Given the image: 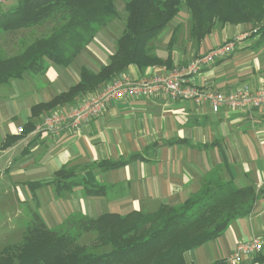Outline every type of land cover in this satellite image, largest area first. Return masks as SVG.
<instances>
[{"label": "crops", "instance_id": "1", "mask_svg": "<svg viewBox=\"0 0 264 264\" xmlns=\"http://www.w3.org/2000/svg\"><path fill=\"white\" fill-rule=\"evenodd\" d=\"M11 1H6L7 7L14 3ZM219 30H213L200 41L194 58L230 39L233 49L194 74L191 77L194 85L221 92L242 84L252 89L264 87V45L248 38L250 34L243 25L237 28L226 24ZM93 41L81 50L82 57ZM103 50L107 51L105 47ZM112 53L108 50L104 56L96 54L101 57L99 65L89 69L96 72ZM178 58L172 55L171 68L153 65L140 72L129 65L118 78L135 80L160 73L163 67L181 69L184 66L175 61ZM71 65L62 67L48 61L41 78L56 85L63 71L65 86L70 87L79 80L80 68L84 66L80 65L78 70ZM23 76L17 79L23 80ZM22 92L27 94L28 90ZM48 100L32 103L26 97L18 101L0 96V105L7 109L0 114V195L16 192L18 200L33 207L47 227H58L72 214L95 218L104 213L153 211L160 204L176 205L194 194L208 174L217 171L223 180L231 179L236 187L253 189L257 200L248 215L232 220L221 235L186 251L185 261L211 264L225 260L238 242L264 237V106L249 111L221 109L214 113L207 104L172 100L163 94L127 97L111 100L104 111L77 131L64 128L59 133H44L36 128L50 111L34 117L30 110L34 104ZM70 107L66 105L63 109ZM57 108L62 107L54 109ZM30 122L32 127L28 128ZM19 127L23 129L21 133ZM134 153H140L142 158L106 171L96 166L98 161L128 158ZM63 166L75 168L77 173L78 185L71 191L58 194L51 183L30 190L29 182H48ZM89 175L106 186L104 195L84 193L81 178ZM254 255L262 256V261L243 260L239 264H264V248Z\"/></svg>", "mask_w": 264, "mask_h": 264}, {"label": "trees", "instance_id": "2", "mask_svg": "<svg viewBox=\"0 0 264 264\" xmlns=\"http://www.w3.org/2000/svg\"><path fill=\"white\" fill-rule=\"evenodd\" d=\"M115 1L14 0L11 6L4 7L0 12V31L52 26L24 45L21 42L16 53H0V84L25 73L43 74L48 61L67 67L93 41L98 30L116 16ZM183 1L192 14L189 36L196 45L213 31L215 23L224 26L257 19L259 24L253 35L258 36L257 45H264V0H224L222 6L223 0H123L124 28L107 63L96 72L82 66L74 85L46 102L34 104L31 116L57 106L76 105L81 96L117 79L129 65L140 72L153 65L173 67L172 45L179 26L172 30L165 58L151 52L149 42L175 18ZM234 11L241 13L238 18L232 16ZM27 127H32V123ZM153 146L154 143L150 147ZM136 158H142L141 154L101 160L96 166L106 171ZM76 175L75 168L63 166L50 181L27 185L33 191L51 183L61 194L78 185ZM81 180L86 195L106 193V186L98 184L93 176ZM256 200L253 189L236 187L231 179L223 180L219 172L213 171L194 194L176 205L160 204L150 212L104 213L95 218L72 214L58 227L49 228L27 205L30 219L20 240L0 250V264H188L184 259L186 251L221 235L232 220L248 215ZM85 233L94 237L79 241ZM261 260L262 256L257 255L254 261ZM211 264L228 263L219 259Z\"/></svg>", "mask_w": 264, "mask_h": 264}, {"label": "rangeland", "instance_id": "3", "mask_svg": "<svg viewBox=\"0 0 264 264\" xmlns=\"http://www.w3.org/2000/svg\"><path fill=\"white\" fill-rule=\"evenodd\" d=\"M6 1L10 0H5V2ZM12 1L10 3H12ZM223 2L224 0L220 2V6H222ZM7 3L8 2H6V4H4V2H0V12L4 7H7ZM115 5L117 8L116 16L110 22H108L106 26H103L98 30L95 35L96 40L94 37L92 46L84 51V56L82 57V52L75 57L71 65L72 68H77L79 70L80 65H84L90 69L96 68L99 65L98 58H101L96 54H102L104 56L108 50L110 52L115 51L116 40L123 31L125 21L123 0H116ZM233 14L235 15L232 16L237 17L241 13L234 11ZM256 14L259 15L258 12H256ZM191 16L192 14L189 6L185 1H183L181 4V9L175 18L171 20L165 26V28L149 42V49L151 52L162 58H165L168 52L167 44L171 38L172 30L178 25L180 29L173 41L172 55L180 58V60L179 58L175 60L178 62V66L187 65L189 61L196 55V49L198 48V46L195 45L194 41L189 36ZM253 19L257 18L254 17ZM257 20L240 23L235 21L234 23H229V25L233 27L235 26L237 28H239L240 25H243L245 32H247L248 35L250 34L248 38L256 41L258 36L253 35V32H255L254 30L259 24V22H256ZM51 26V24H43L27 29L21 28L14 31H0V53L4 55H12L16 53L18 51L17 48H19L21 45V42L22 45H24L25 42L27 43L28 41H31V39L34 37L43 35L45 31H47V29L49 30V27ZM221 27V25L215 23L213 30L219 32ZM235 39L238 40L237 37ZM104 47L107 49V51L103 50ZM24 75L25 77L23 76V80L13 78L8 80L9 83L1 84L0 96L15 98L18 101H21V99L26 97V99L29 101H33L32 103H36L38 101L48 100L50 95H55L58 92L65 91L69 88L65 86L67 85V82L66 75L63 73V71L60 75V80H58L56 85H49L46 83V81L42 80L40 73H25ZM22 89H27L28 93H23ZM11 109H13L12 106ZM5 111H7L5 105H0V114L6 113ZM18 199L19 198L16 196V192H11L7 196H4V193L0 195V250L5 245L20 240L22 233L30 219L29 211H26V204H23V202ZM23 211H25V213ZM91 237H94V234L85 233L83 236H81L79 241H89ZM256 257L257 255H254L251 258L249 257L245 260H255Z\"/></svg>", "mask_w": 264, "mask_h": 264}, {"label": "built area", "instance_id": "4", "mask_svg": "<svg viewBox=\"0 0 264 264\" xmlns=\"http://www.w3.org/2000/svg\"><path fill=\"white\" fill-rule=\"evenodd\" d=\"M4 1L0 0L1 3ZM233 46L232 41H227L206 54L191 59L181 69L174 67L165 70L163 67L160 73L141 76L135 80L114 79L101 89L87 94L70 108L51 110L42 117L36 129L44 133H59L64 128L77 131L82 124L104 111L111 100L153 94H163L172 100H189L196 105L207 104L214 113L221 109L249 111L264 106V87L252 89L249 85L242 84L229 92H221L204 90L191 81V77L205 65L229 54ZM22 131L23 129L19 127L18 132ZM263 248L264 237H252L238 242L234 251L227 257V263L239 264Z\"/></svg>", "mask_w": 264, "mask_h": 264}]
</instances>
